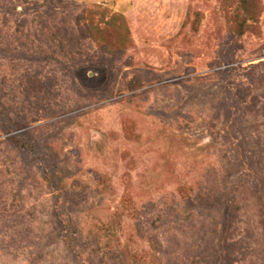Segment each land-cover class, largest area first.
Wrapping results in <instances>:
<instances>
[{
	"label": "rangeland",
	"instance_id": "rangeland-1",
	"mask_svg": "<svg viewBox=\"0 0 264 264\" xmlns=\"http://www.w3.org/2000/svg\"><path fill=\"white\" fill-rule=\"evenodd\" d=\"M239 1L0 0V264H264V0L240 36Z\"/></svg>",
	"mask_w": 264,
	"mask_h": 264
},
{
	"label": "trees",
	"instance_id": "trees-1",
	"mask_svg": "<svg viewBox=\"0 0 264 264\" xmlns=\"http://www.w3.org/2000/svg\"><path fill=\"white\" fill-rule=\"evenodd\" d=\"M258 0H240L239 6L243 16H235V33L237 35H243L244 32L251 28L247 24V20L256 22ZM107 11H87L83 20L85 22L86 34L93 39L98 46L103 48L106 52L116 54L118 50H125L126 47L131 44V33L126 19L117 14H113L109 20H106ZM99 16L98 21H95L94 17ZM103 25V26H102ZM112 33L113 39L109 38V34ZM9 141L15 146L26 152L27 154H35V148L31 138L27 134L11 136ZM42 161L43 159H36ZM57 168H50L47 163H43V179L51 187L60 191L63 189V179L57 175ZM55 180V181H53ZM55 182V183H54Z\"/></svg>",
	"mask_w": 264,
	"mask_h": 264
}]
</instances>
